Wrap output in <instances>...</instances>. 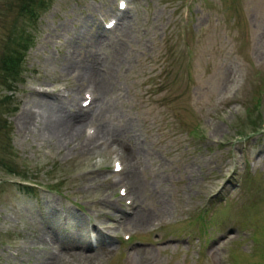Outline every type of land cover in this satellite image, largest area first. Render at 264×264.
Listing matches in <instances>:
<instances>
[{"label":"rangeland","instance_id":"1","mask_svg":"<svg viewBox=\"0 0 264 264\" xmlns=\"http://www.w3.org/2000/svg\"><path fill=\"white\" fill-rule=\"evenodd\" d=\"M9 1L0 50L10 37L21 58L0 67V264H264V0H133L110 31L119 0H46L21 25ZM83 92L94 138L19 126L41 98L74 111Z\"/></svg>","mask_w":264,"mask_h":264},{"label":"bare ground","instance_id":"2","mask_svg":"<svg viewBox=\"0 0 264 264\" xmlns=\"http://www.w3.org/2000/svg\"><path fill=\"white\" fill-rule=\"evenodd\" d=\"M96 40H98V39H96ZM91 64H92V66L87 67L85 69V72L83 75H85L87 73H91L93 71H96L98 63L94 62ZM87 78L91 79L89 76ZM46 94H48V93H43L42 95H46ZM57 97H55V98L52 97L50 99L41 98L38 101V104H37L38 111L36 113L32 112L29 108L23 109L22 112L19 114V118L17 117V119L19 121V126L21 125L24 129H28L29 125L33 122V120L38 118L39 128L41 129V131H44V133H46L50 139L51 138L55 139L57 142H60V143L67 145V144L71 143L73 140H75V137L80 136V130L82 131V129L84 127H83V125L80 126L79 121L81 119H84L85 117H87L86 116V115H88L87 111L90 110V108L94 105L96 98L93 97L92 100L89 102L88 105H90L91 107L89 106L86 109L84 108L85 109L84 110L83 107L79 106V107L75 108L74 111H71L68 109V107H70V103H71V101H73L74 97L72 98V100L68 99L67 100L68 102L67 101L63 102L59 99V97L58 98ZM41 107L44 108L45 111H42ZM40 110H41V112H40ZM89 113H91V112L89 111ZM32 125H34V124L32 123ZM29 132H30V130H29ZM83 141L88 142V143L90 142L89 139H85V138ZM78 252H80V251H78ZM209 253H211V252H209ZM85 255L86 254H84V256ZM208 257H209V255H208ZM85 259H87V258H85Z\"/></svg>","mask_w":264,"mask_h":264},{"label":"trees","instance_id":"3","mask_svg":"<svg viewBox=\"0 0 264 264\" xmlns=\"http://www.w3.org/2000/svg\"><path fill=\"white\" fill-rule=\"evenodd\" d=\"M45 1L46 0H11L5 5L6 6L12 5L11 9L16 11L15 15L13 16V18L15 19L14 21L15 23L17 24L19 23V25H21L22 21H24V15L25 16L27 15L30 18L32 17V19H34L37 15L36 12H38V10L41 7H43V3ZM6 12H5L6 15H2L3 17H7V14L9 13V11L6 10ZM9 38L10 37H6L8 45L4 44V47L2 46V49L0 50L1 52L0 53V67L8 75L17 72L15 70L21 58L20 53H19V47L16 46L17 44L14 46L13 43L10 42ZM24 41H27V39H25ZM8 46H10L11 49H8ZM17 187L21 192L27 195H32L34 193V189L30 186L18 185Z\"/></svg>","mask_w":264,"mask_h":264}]
</instances>
